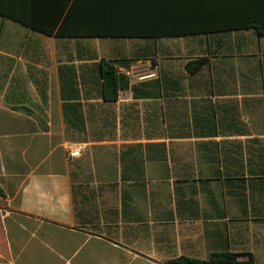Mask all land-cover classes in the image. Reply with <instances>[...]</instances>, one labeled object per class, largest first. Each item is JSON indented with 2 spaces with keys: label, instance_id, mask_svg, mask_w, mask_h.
I'll return each instance as SVG.
<instances>
[{
  "label": "crops",
  "instance_id": "0c3cea01",
  "mask_svg": "<svg viewBox=\"0 0 264 264\" xmlns=\"http://www.w3.org/2000/svg\"><path fill=\"white\" fill-rule=\"evenodd\" d=\"M51 1L0 7L48 21ZM0 188V264H264V36L56 39L0 16Z\"/></svg>",
  "mask_w": 264,
  "mask_h": 264
},
{
  "label": "trees",
  "instance_id": "16d2710c",
  "mask_svg": "<svg viewBox=\"0 0 264 264\" xmlns=\"http://www.w3.org/2000/svg\"><path fill=\"white\" fill-rule=\"evenodd\" d=\"M33 0H23L22 9ZM223 0H52L48 21L17 17L16 6L0 7V16L47 36L60 39H159L206 35L239 29H256L264 36V19L243 21L222 13ZM212 9L208 14L207 11ZM218 10V11H216ZM209 16V17H208ZM205 58L188 63L189 73L200 70ZM103 94L118 99V74L111 62L102 61ZM3 190L0 188V196ZM167 264H256L252 255L213 254L208 260L178 258Z\"/></svg>",
  "mask_w": 264,
  "mask_h": 264
},
{
  "label": "built area",
  "instance_id": "2783aa9c",
  "mask_svg": "<svg viewBox=\"0 0 264 264\" xmlns=\"http://www.w3.org/2000/svg\"><path fill=\"white\" fill-rule=\"evenodd\" d=\"M82 152V148L80 146H76L68 150V157L69 159H75L80 157Z\"/></svg>",
  "mask_w": 264,
  "mask_h": 264
},
{
  "label": "rangeland",
  "instance_id": "374dc122",
  "mask_svg": "<svg viewBox=\"0 0 264 264\" xmlns=\"http://www.w3.org/2000/svg\"><path fill=\"white\" fill-rule=\"evenodd\" d=\"M91 41V40H90ZM103 41H105V40H103Z\"/></svg>",
  "mask_w": 264,
  "mask_h": 264
}]
</instances>
